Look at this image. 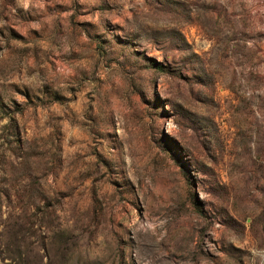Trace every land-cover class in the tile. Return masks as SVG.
<instances>
[{
	"label": "rangeland",
	"instance_id": "rangeland-1",
	"mask_svg": "<svg viewBox=\"0 0 264 264\" xmlns=\"http://www.w3.org/2000/svg\"><path fill=\"white\" fill-rule=\"evenodd\" d=\"M0 264H264V0H0Z\"/></svg>",
	"mask_w": 264,
	"mask_h": 264
}]
</instances>
